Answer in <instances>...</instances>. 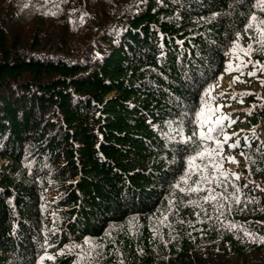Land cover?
Segmentation results:
<instances>
[{
    "label": "trees",
    "instance_id": "1",
    "mask_svg": "<svg viewBox=\"0 0 264 264\" xmlns=\"http://www.w3.org/2000/svg\"><path fill=\"white\" fill-rule=\"evenodd\" d=\"M253 14L257 0H0V264H264V71L227 70L236 44L264 64ZM221 74L239 77L240 108L212 117L230 118L229 175L189 192V159L217 147L195 114L219 108L204 93Z\"/></svg>",
    "mask_w": 264,
    "mask_h": 264
},
{
    "label": "snow or ice",
    "instance_id": "2",
    "mask_svg": "<svg viewBox=\"0 0 264 264\" xmlns=\"http://www.w3.org/2000/svg\"><path fill=\"white\" fill-rule=\"evenodd\" d=\"M257 7L260 9L261 12H264V0H257ZM251 23L247 25L248 29H253L254 27H258L260 31V37H253L254 40H256L257 43L260 44L261 50H264V19H258V17L253 14L251 17ZM252 45H248L247 48H241L239 44H236L233 49V56L239 60L238 65H233L231 62L227 65V70L229 72L237 71L240 72L241 75H243V69L248 66V63H252L254 67L257 68L258 71H264V64H260L259 62L252 61L251 59L245 61L242 57H251L253 52ZM249 76H255L257 73L255 71L247 73ZM239 81V77L236 78L234 82ZM242 82V81H241ZM215 86H210V88L205 91L204 96H209L210 92ZM223 95V94H222ZM238 95H251V93H241ZM233 99L236 97L233 96ZM243 102V101H241ZM224 105H220L219 108H213L211 105L208 104L207 101H204V106L201 108L200 111L196 112L195 118L198 120V127L201 129L198 133V139L200 141H215L217 147L215 149H209L206 145L203 146V148L200 151H197L195 155H193L188 163L190 166L197 168L198 171V179L196 181H193L194 187L190 186L188 188L189 192H199L201 191V185L204 183H207L209 181H215L218 183H223V181L220 180V177H224L225 180L228 177V173L223 169V161L224 157L222 155V148L225 143H227L229 140L232 139L231 136L225 134V120H230L228 116H220L217 117L215 120L212 119V117L215 115L216 112L220 111ZM230 123H235V121H230ZM207 127V131H204L203 129ZM223 135V140L219 139V137ZM197 136L196 131L192 132V135L189 136L186 140H184V143H190L192 141V137ZM231 148H237L239 147V142H234L231 145H229ZM197 147H200V145H197ZM197 159H207L209 162L205 165H203L202 168H200L199 165H195V161ZM229 162L231 163H238V161L235 160L234 157H228L227 158ZM209 168L212 169L213 173H219V176L216 175H209L207 174L209 172ZM192 174V170L190 167L189 175ZM232 176L236 180H239V175L232 173ZM182 182H187V177L182 178ZM246 186V185H245ZM180 189V191H184L183 188L180 187L179 184L176 186ZM205 191L209 192V195L205 196V202L208 201H215L217 199L216 195L213 193V190L210 189H204ZM223 207V205H221ZM166 219V218H165ZM245 235H251L250 233H245ZM261 242H264V237L261 238ZM89 241H85V244H88ZM91 251V249H89ZM87 255H85V259H87ZM48 259H53V257H48Z\"/></svg>",
    "mask_w": 264,
    "mask_h": 264
},
{
    "label": "rangeland",
    "instance_id": "3",
    "mask_svg": "<svg viewBox=\"0 0 264 264\" xmlns=\"http://www.w3.org/2000/svg\"><path fill=\"white\" fill-rule=\"evenodd\" d=\"M234 77L235 76H232L230 74L220 75L217 85L214 87V92L212 91L214 97H216L217 100L220 101V105H224L222 109H224L228 113L229 111L238 110L241 106V104L238 103V96H235L234 94V90L236 88V82L234 81L237 78ZM233 96H235L236 98L233 99ZM237 170L240 171V168H237Z\"/></svg>",
    "mask_w": 264,
    "mask_h": 264
}]
</instances>
